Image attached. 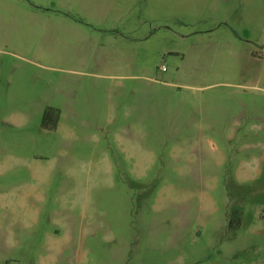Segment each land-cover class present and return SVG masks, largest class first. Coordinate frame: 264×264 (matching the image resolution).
<instances>
[{
  "label": "rangeland",
  "instance_id": "1",
  "mask_svg": "<svg viewBox=\"0 0 264 264\" xmlns=\"http://www.w3.org/2000/svg\"><path fill=\"white\" fill-rule=\"evenodd\" d=\"M92 1L0 0V264H264V0Z\"/></svg>",
  "mask_w": 264,
  "mask_h": 264
},
{
  "label": "crops",
  "instance_id": "2",
  "mask_svg": "<svg viewBox=\"0 0 264 264\" xmlns=\"http://www.w3.org/2000/svg\"><path fill=\"white\" fill-rule=\"evenodd\" d=\"M91 5H92V8L90 9V11L92 12V14H95L97 16H101V17H98L99 20H103L104 15H109L113 11V9H111V8H106V7L102 6L101 2H99L98 0L92 1ZM93 23L94 24H100V23H96V22H93ZM236 237H237V235L235 236V238ZM181 252L182 251H180V253L178 255L179 258H183ZM237 253L238 252H234L233 258H235L237 256ZM210 254L215 255L214 251L210 249L209 245H207V246H205V248L199 249L194 254H192L190 257L192 259H190V260L191 261H197V259H205V258H208V256H210ZM217 255L219 257L226 258L225 254L222 251H219ZM217 255L215 257H217ZM212 257L214 258V256H212ZM213 258H211L210 263H211V261H213ZM226 262H228V261H226ZM207 263L208 262L205 261V264H207ZM229 263H232V262L229 261ZM212 264H216V263H212Z\"/></svg>",
  "mask_w": 264,
  "mask_h": 264
},
{
  "label": "trees",
  "instance_id": "3",
  "mask_svg": "<svg viewBox=\"0 0 264 264\" xmlns=\"http://www.w3.org/2000/svg\"><path fill=\"white\" fill-rule=\"evenodd\" d=\"M55 116V117H54ZM51 118H53L54 120V123L52 124H46L47 121H49ZM56 120H57V111L53 108H47L45 111H44V114L42 116V122H41V125L43 128H46V129H53L55 127V124H56ZM231 224V221L229 222V225Z\"/></svg>",
  "mask_w": 264,
  "mask_h": 264
},
{
  "label": "built area",
  "instance_id": "4",
  "mask_svg": "<svg viewBox=\"0 0 264 264\" xmlns=\"http://www.w3.org/2000/svg\"><path fill=\"white\" fill-rule=\"evenodd\" d=\"M160 68H161V70H164L165 69V67L163 65Z\"/></svg>",
  "mask_w": 264,
  "mask_h": 264
}]
</instances>
